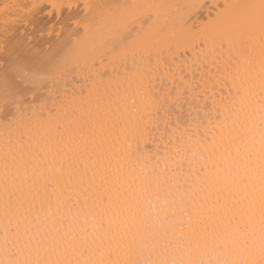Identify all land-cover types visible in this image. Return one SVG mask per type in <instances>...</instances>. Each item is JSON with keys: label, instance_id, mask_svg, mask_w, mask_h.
Here are the masks:
<instances>
[{"label": "bare ground", "instance_id": "6f19581e", "mask_svg": "<svg viewBox=\"0 0 264 264\" xmlns=\"http://www.w3.org/2000/svg\"><path fill=\"white\" fill-rule=\"evenodd\" d=\"M259 3L0 0V69L4 59L11 64L18 58L25 70L37 64L48 70L33 89L35 97L26 93L14 117L0 113V260L9 258L4 240L6 236L12 240L14 226L27 211L26 204L21 207L19 185L32 151L48 141L54 145L59 130L82 111L99 105L108 113L104 135L109 138V174L119 177V182L115 188L106 186L103 202L95 191L76 193L73 199L79 197L80 207L71 212L57 210V197L71 195L67 187H58L51 203L41 193L43 207L37 204L30 216L45 221L52 233L48 245L37 250L36 240L30 247L22 240L12 258L71 260L73 264L101 259L113 264H128L130 259L169 264L206 259L213 255L208 252L212 234L201 231L207 224L227 241L222 252L225 258L246 255L260 261L264 45L258 26L223 47L217 30L223 5ZM5 5L10 7L5 9ZM89 5L111 6L112 16L97 23L100 10ZM230 11L258 15V9ZM147 13L151 20L146 19ZM131 16L144 19L143 31L136 36L140 49L148 50L143 58L139 54L133 57L126 45L114 46V37ZM135 27L140 29V19ZM137 128L143 133V154L134 163L126 159L125 152L129 140L135 149ZM178 147L185 157L183 168L172 165ZM238 154L244 159L251 154L254 168L238 165L234 159ZM205 163L207 175H197ZM238 172L247 173L245 184L235 182ZM28 174L32 176L31 168ZM150 182L153 187L145 190ZM13 191L15 195L9 199L8 193ZM35 194V188L31 195L27 186L23 189L26 199ZM174 201H183L175 211ZM226 209L231 210L229 215L239 213L237 218L248 224L243 244L234 226L220 220ZM58 215L68 217L63 227L52 223ZM101 220L103 228L97 231ZM9 222L13 233L5 232ZM69 225L75 240L62 241L49 257L53 241L60 240ZM85 240L90 246L81 254Z\"/></svg>", "mask_w": 264, "mask_h": 264}, {"label": "snow or ice", "instance_id": "6c2138e0", "mask_svg": "<svg viewBox=\"0 0 264 264\" xmlns=\"http://www.w3.org/2000/svg\"><path fill=\"white\" fill-rule=\"evenodd\" d=\"M5 9L10 5H5ZM90 8H97L100 11L95 18V22L104 23L112 16L111 6L104 5H89ZM193 7H196L193 5ZM237 7L245 9H258V15L252 12H245L243 14L232 13L230 10ZM221 22L217 26V30L220 33L219 45L223 47L225 43L231 45L234 40L251 34L255 29L259 28L261 43L264 45V0H260L258 5H243L237 6L232 4H225L222 6V12L220 14ZM137 19H140V29L137 30L135 24ZM146 19L151 20V13L146 14ZM144 19L136 16H131L123 23L121 30L114 37L115 47L126 45L128 52L135 57L137 54L144 56L148 55L147 48L140 49L136 36H139L143 31ZM135 33V36L133 35ZM150 58V56H149ZM103 60V56H101ZM2 85H0V113L8 116L19 111L25 94L31 92L35 97L33 91L36 84L41 81L47 74L48 70L40 66L34 65L31 69L25 70L22 63L17 58L10 64L9 60L4 59L2 61ZM261 93L264 94V62H262V74H261ZM135 105V100H133ZM149 115L151 113L149 112ZM143 120V114L140 117ZM108 127V113L100 108L98 105L95 110L89 108L82 111L79 116L69 122L66 128L59 130L58 139L53 145L51 141L42 144L38 148L34 149L30 155V158L25 163L24 173L20 180L19 189L21 190V207L27 205V211L23 213L24 219L17 223L13 238L10 241L7 236L4 240L5 250L9 253V258L6 260H0V264H73L71 260L53 261L50 258H38L32 260L30 258L20 259L12 258L17 253L14 249L23 240L25 247H30L33 240H36V248L40 250L46 248L48 245V238L52 234L44 226L45 221L41 220L39 216L36 220H33L30 216L31 210L37 207H43L44 201L39 200V196L42 193L46 200L51 203L52 197L56 196V190L60 186L68 188L71 195L64 199H58L57 210L60 208H66L69 212L73 209L80 207V200L77 196L73 199V195L84 190H92L100 193L98 199L103 202L104 195L103 190L107 185H112L115 188L119 182V177L113 178L109 172L111 169V159L109 156L110 146L108 144V136L104 135L105 129ZM136 147L133 149L132 141L129 140L125 157L127 160L137 162L140 160L141 152L140 140L143 133L139 128L136 129ZM261 141H260V153H259V205H260V231H261V246H260V261H257L251 256L238 255L234 258H225L222 255L223 249L227 247V241L215 231L212 225H205L201 229L204 233L212 234L210 242H208V252L213 254L206 259H191V260H173L170 264H264V113L261 115ZM186 150V149H185ZM181 149L177 148L176 158L173 159L172 165L174 167L183 168L185 157L179 153ZM150 158V157H149ZM237 164H242L248 169L254 168V162L251 154L246 159L242 158L239 154L234 158ZM29 168L32 169V176H29ZM207 169V163L201 166L197 172H205ZM155 173V169H152ZM34 177V178H33ZM236 183L245 184L248 180L247 173L237 174L234 178ZM31 180V184L28 181ZM27 186L29 188V194L31 195V189L35 188L36 194L31 196V199H26L23 196V189ZM182 186V185H181ZM145 190H150L153 185L148 183L145 186ZM15 195V191L9 192L8 196L11 199ZM111 193L109 192L108 199L111 200ZM167 203V202H166ZM183 201L172 202V210L175 211L179 204ZM219 203V197L217 199ZM249 207H253V204H249ZM219 211V210H217ZM229 211L226 209L220 216L222 222L232 224L234 230L239 233L241 237V243L247 239L248 224L242 222L237 217L239 213L232 212L229 215ZM65 219L68 217L57 216L53 221V225H59L63 227ZM75 219V217H73ZM103 228V222L96 225V230L99 231ZM6 233H13V226L11 222L5 228ZM151 235V233H149ZM24 237H27L24 240ZM39 238V239H38ZM75 240V234L72 231V225L63 232L60 240L53 241V249L49 250V257L54 254L55 247L59 246L62 241ZM89 245L88 241L81 245V254L83 250ZM78 264H113L111 261L96 260V261H80ZM128 264H169L168 261H153V260H136L130 259Z\"/></svg>", "mask_w": 264, "mask_h": 264}]
</instances>
